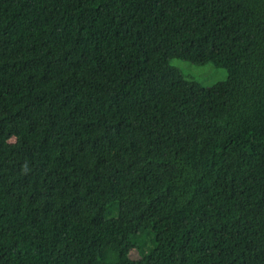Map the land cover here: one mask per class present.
Returning a JSON list of instances; mask_svg holds the SVG:
<instances>
[{"label":"trees","instance_id":"1","mask_svg":"<svg viewBox=\"0 0 264 264\" xmlns=\"http://www.w3.org/2000/svg\"><path fill=\"white\" fill-rule=\"evenodd\" d=\"M0 264H264V0H0Z\"/></svg>","mask_w":264,"mask_h":264},{"label":"rangeland","instance_id":"2","mask_svg":"<svg viewBox=\"0 0 264 264\" xmlns=\"http://www.w3.org/2000/svg\"><path fill=\"white\" fill-rule=\"evenodd\" d=\"M168 63L180 70L186 78L194 80L203 86H211L227 78V72L224 68L215 67L211 63L193 65L174 58L170 59Z\"/></svg>","mask_w":264,"mask_h":264}]
</instances>
